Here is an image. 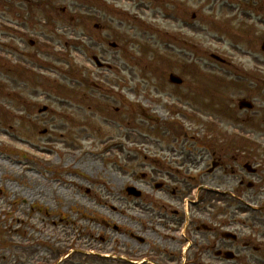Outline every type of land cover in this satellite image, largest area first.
Masks as SVG:
<instances>
[{
  "label": "rangeland",
  "instance_id": "1",
  "mask_svg": "<svg viewBox=\"0 0 264 264\" xmlns=\"http://www.w3.org/2000/svg\"><path fill=\"white\" fill-rule=\"evenodd\" d=\"M263 42L264 0H0V264H154L158 228L143 208L171 182L152 159L258 139L264 127L251 130L237 102L264 105ZM209 166L185 171L192 187ZM129 185L147 201L128 204ZM219 189L199 207L239 195Z\"/></svg>",
  "mask_w": 264,
  "mask_h": 264
},
{
  "label": "flooded vegetation",
  "instance_id": "2",
  "mask_svg": "<svg viewBox=\"0 0 264 264\" xmlns=\"http://www.w3.org/2000/svg\"><path fill=\"white\" fill-rule=\"evenodd\" d=\"M245 122L251 130L253 123L263 128L264 105L260 110L246 111ZM257 133L259 140L253 137L251 140L249 137L250 141L246 144L243 153L233 152L228 157L227 152L211 154L207 152L197 156L191 153L190 155L178 153L179 162L176 157L164 156L162 161L153 159L149 168L151 174L171 182L170 187L166 182L154 185L152 189L154 196L149 202L144 198L143 193L138 200L144 198L143 200L147 201L143 209L149 220L158 228L151 232L153 239L159 244L156 249L149 251L154 264H177L176 259L179 260V264H188L187 255L192 251L194 253L191 264H203V262L205 264H238V262L264 264V129H258ZM205 158L210 159V166L198 176L200 183L197 182L192 187L189 179L193 178L187 177L186 173L189 170L199 169ZM211 165L215 168L212 169ZM219 172L225 176L218 178ZM220 182L234 183V190L239 193L234 199L223 202L220 206L222 209L210 205L207 208H200L185 201L194 189L199 187L203 191L204 185L210 189L220 188ZM241 190L246 194L245 197L241 195ZM159 191L165 192L162 195L163 199L160 200L156 198ZM127 198L128 204L135 200L132 197L127 196ZM235 203L245 209L240 212L245 217L243 222L237 220V211H232V208L236 206ZM189 206L195 210H190L191 214L187 215L186 208ZM198 212L200 216H196ZM237 224L247 229L245 234L234 233L238 230ZM257 224H260L262 231L258 229ZM225 233H232L237 237L226 239ZM129 239L137 245L144 241L143 238L140 239L139 236L132 234ZM186 241L190 243V246ZM226 252L234 255L232 261L223 259ZM162 254L166 259L159 258ZM120 255L134 256L136 259L144 257V254L140 256L135 252L130 255L128 250ZM125 262L134 264L131 261Z\"/></svg>",
  "mask_w": 264,
  "mask_h": 264
},
{
  "label": "water",
  "instance_id": "3",
  "mask_svg": "<svg viewBox=\"0 0 264 264\" xmlns=\"http://www.w3.org/2000/svg\"><path fill=\"white\" fill-rule=\"evenodd\" d=\"M261 47L264 50V44ZM170 81L173 82V83H179V81L177 79L173 78V77H170ZM245 106H246V103L245 102H240V104H239L240 109L243 108V107H245ZM172 127L174 128L173 130L175 132H177L178 127L176 125H172Z\"/></svg>",
  "mask_w": 264,
  "mask_h": 264
}]
</instances>
